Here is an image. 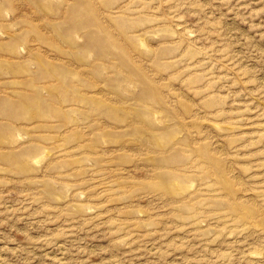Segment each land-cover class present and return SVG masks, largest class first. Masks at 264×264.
Returning a JSON list of instances; mask_svg holds the SVG:
<instances>
[{
    "label": "rangeland",
    "instance_id": "374dc122",
    "mask_svg": "<svg viewBox=\"0 0 264 264\" xmlns=\"http://www.w3.org/2000/svg\"><path fill=\"white\" fill-rule=\"evenodd\" d=\"M0 264H264V0H0Z\"/></svg>",
    "mask_w": 264,
    "mask_h": 264
}]
</instances>
